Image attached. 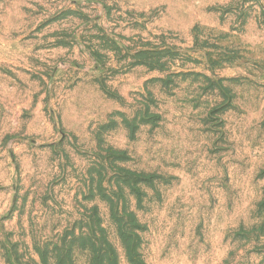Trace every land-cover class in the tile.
I'll return each instance as SVG.
<instances>
[{"label":"rangeland","instance_id":"rangeland-1","mask_svg":"<svg viewBox=\"0 0 264 264\" xmlns=\"http://www.w3.org/2000/svg\"><path fill=\"white\" fill-rule=\"evenodd\" d=\"M0 264H264V0H0Z\"/></svg>","mask_w":264,"mask_h":264}]
</instances>
